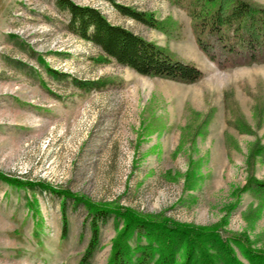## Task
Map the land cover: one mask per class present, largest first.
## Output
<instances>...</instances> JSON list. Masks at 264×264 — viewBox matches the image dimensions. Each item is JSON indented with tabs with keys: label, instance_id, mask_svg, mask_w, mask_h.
<instances>
[{
	"label": "rangeland",
	"instance_id": "obj_1",
	"mask_svg": "<svg viewBox=\"0 0 264 264\" xmlns=\"http://www.w3.org/2000/svg\"><path fill=\"white\" fill-rule=\"evenodd\" d=\"M71 1L203 76L141 75L69 32L56 0H0V264H79L92 205L110 211L88 264H107L125 210L169 226H214L250 264L247 248L264 253V195L243 189L249 175L264 179V154L247 163L251 146L264 145V63L217 68L197 48L185 11L167 0L112 1L172 18L178 37L121 15L109 0ZM206 113L205 132L196 133ZM126 243L134 252L146 237L133 232Z\"/></svg>",
	"mask_w": 264,
	"mask_h": 264
},
{
	"label": "trees",
	"instance_id": "obj_2",
	"mask_svg": "<svg viewBox=\"0 0 264 264\" xmlns=\"http://www.w3.org/2000/svg\"><path fill=\"white\" fill-rule=\"evenodd\" d=\"M109 1L123 16L158 29L170 37L180 35L179 26L172 18L159 20L152 12ZM167 1L185 11L190 18V28L197 48L217 68L264 63V4L254 0ZM56 5L69 16L67 30L95 45L104 60H114L141 75L181 83H193L203 76L202 70L194 63L121 25L109 22L97 8L79 5L71 0H56ZM49 71L56 73L54 70ZM73 81L81 89H88L94 84ZM232 106L229 103L226 105L236 119V126L241 131H247ZM194 118L197 120V116ZM208 118L209 113H206L202 121L198 120L196 133L205 132ZM256 154H264V145L256 142L251 146L247 158L249 166ZM245 188L264 195V179L257 180L249 175ZM91 208L88 212L91 235L79 264L89 263L97 246L98 221H103L110 211L102 206L92 205ZM119 214L123 226L113 240L107 264H242L231 247L219 239L214 226L177 223L169 226L165 219L142 217L133 211L125 210ZM65 226L62 228L64 234ZM133 232L146 237V244H138L134 252L126 243ZM180 252L182 257L178 258L176 255ZM155 253L157 256H154ZM246 254L250 264H264V253L247 248Z\"/></svg>",
	"mask_w": 264,
	"mask_h": 264
}]
</instances>
